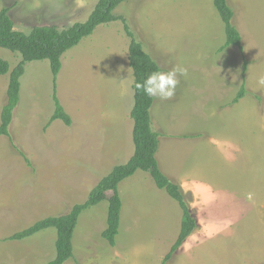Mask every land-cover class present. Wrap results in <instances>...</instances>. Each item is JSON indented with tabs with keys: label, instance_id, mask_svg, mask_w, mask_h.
<instances>
[{
	"label": "rangeland",
	"instance_id": "rangeland-1",
	"mask_svg": "<svg viewBox=\"0 0 264 264\" xmlns=\"http://www.w3.org/2000/svg\"><path fill=\"white\" fill-rule=\"evenodd\" d=\"M99 0H0L14 30L67 29L84 23ZM241 49L224 45L213 0H125L114 15L160 70L180 67L171 100H153L161 174L178 185L197 229L166 264H264V0H227ZM261 12H259V10ZM122 22L98 26L65 52L55 85L70 126L54 112L48 61L26 63L19 103L0 137V264H46L54 229L11 237L48 217L69 213L114 167L133 155V77ZM18 53L0 48L11 71ZM244 61L246 90L236 103ZM9 74V73H8ZM8 74L0 76V111ZM119 230L101 238L107 202L83 211L65 264H161L176 241L178 204L136 171L118 185ZM111 192L106 193V199Z\"/></svg>",
	"mask_w": 264,
	"mask_h": 264
},
{
	"label": "trees",
	"instance_id": "trees-1",
	"mask_svg": "<svg viewBox=\"0 0 264 264\" xmlns=\"http://www.w3.org/2000/svg\"><path fill=\"white\" fill-rule=\"evenodd\" d=\"M125 0H99L88 19L84 23L58 30L56 27H34L29 34L14 30L13 22L9 17V9H0V48L20 55V61L9 71L6 61L0 59V76L8 74V83L5 93V102L0 111V137L9 138V126L13 112L19 103L20 78L24 74L26 63L33 61H48L52 75L54 112L49 123L61 121L70 126V118L61 107L55 93L57 76L61 69L62 55L77 46L82 39L89 37L100 25L112 22H122L128 44V66L133 77V107L130 118L133 122L131 138L133 143V155L125 165L114 167L99 183L89 192L87 199L74 205L68 214L60 217H48L35 223L28 230L19 233L12 240H22L46 229H54L56 238L54 243L55 257L46 264H65L73 258L72 239L78 218L83 211L97 206L103 201L107 202L106 227L101 238L113 247L119 230L120 212L122 208L121 198L118 193V185L126 178L134 175L136 171L148 172L154 185L163 190L181 209L182 218L175 243L170 248L169 254L161 264H166L172 258V254L182 246L184 241L197 229V221L192 216L189 206L185 201L181 189L175 183L169 181L161 174L156 153L158 151V135L151 129L150 108L152 98L144 95L143 91L135 87L153 71H159L157 63L143 50L141 43L134 39L125 19L114 15V11ZM213 7L222 22L225 42L221 49L236 47L241 49V39L236 28L232 24L234 14L227 0H213ZM246 67L244 61L241 75V86L233 100L234 103L244 98L249 93L246 90ZM111 192V197L106 199V193Z\"/></svg>",
	"mask_w": 264,
	"mask_h": 264
},
{
	"label": "clouds",
	"instance_id": "clouds-1",
	"mask_svg": "<svg viewBox=\"0 0 264 264\" xmlns=\"http://www.w3.org/2000/svg\"><path fill=\"white\" fill-rule=\"evenodd\" d=\"M187 70L180 67H173L170 70L153 71L148 74L141 83L135 87L143 91L149 98L166 101L175 96L179 76H186ZM257 84L264 86V75L257 78ZM107 213V212H106Z\"/></svg>",
	"mask_w": 264,
	"mask_h": 264
},
{
	"label": "crops",
	"instance_id": "crops-1",
	"mask_svg": "<svg viewBox=\"0 0 264 264\" xmlns=\"http://www.w3.org/2000/svg\"><path fill=\"white\" fill-rule=\"evenodd\" d=\"M259 10V9H258ZM259 12H261L260 10H259Z\"/></svg>",
	"mask_w": 264,
	"mask_h": 264
}]
</instances>
